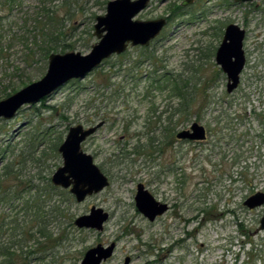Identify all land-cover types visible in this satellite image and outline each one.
Here are the masks:
<instances>
[{"label":"rangeland","instance_id":"obj_1","mask_svg":"<svg viewBox=\"0 0 264 264\" xmlns=\"http://www.w3.org/2000/svg\"><path fill=\"white\" fill-rule=\"evenodd\" d=\"M108 1L69 0L80 11L66 18L65 0H0V100L46 74L53 52L45 48L59 32L76 45L54 52L88 53L98 41L95 18L106 13ZM47 7L57 9V21L50 23ZM135 18L167 22L149 45L129 46L124 56L114 55L84 78L22 106L13 118L0 117V174L12 163L22 182L3 184L22 196L0 203L7 222L34 195L27 185L47 186L63 165L55 145L69 128L105 121L82 146L110 184L82 202L70 193L73 201L62 206L66 215L47 221L52 238L45 248L6 225L3 240L14 245L13 264H81L89 248L111 242L115 251L103 264H126L127 257L128 264H264V203L244 204L264 193V0H151ZM230 23L246 31V62L232 92L216 62ZM173 79L188 108L175 95ZM194 121L206 127L207 138L178 139L176 133ZM169 127L174 137L162 143ZM150 139L148 149L137 146L135 152ZM139 182L170 204L154 221L136 206ZM50 195L47 204L56 200ZM93 205L110 214L104 228L77 227L76 217ZM17 217L24 226V212Z\"/></svg>","mask_w":264,"mask_h":264},{"label":"water","instance_id":"obj_2","mask_svg":"<svg viewBox=\"0 0 264 264\" xmlns=\"http://www.w3.org/2000/svg\"><path fill=\"white\" fill-rule=\"evenodd\" d=\"M150 0H110L107 11L96 16L94 34L98 41L92 45L88 53L80 51L53 52L49 55L46 74L13 94L0 100V117L13 118L19 109L26 104H34L50 95L62 85L73 79L84 78L99 67L104 60L124 53L129 46H147L156 38L166 24L165 18L140 20L136 15L145 9ZM245 2L251 0H234ZM246 35L244 28L236 23L226 26L223 39L216 51V62L227 74V91L232 92L240 83V74L246 62L243 41ZM105 121L91 126L73 125L58 151L63 165L51 175L53 185L68 189L77 202L87 196L102 191L110 184L108 176L94 161L92 154L83 149V142L93 135ZM178 139L201 141L207 138L206 127L194 121L189 128L176 134ZM135 202L138 210L150 221L164 214L169 204L162 202L146 188L143 182L137 184ZM264 203V193L258 192L248 197L244 204L255 208ZM110 214L102 207L93 205L89 213L79 215L75 225L79 228L102 230ZM259 229H264V216L260 220ZM116 243H101L89 248L81 264H103L115 250ZM127 257L125 263H129Z\"/></svg>","mask_w":264,"mask_h":264},{"label":"trees","instance_id":"obj_3","mask_svg":"<svg viewBox=\"0 0 264 264\" xmlns=\"http://www.w3.org/2000/svg\"><path fill=\"white\" fill-rule=\"evenodd\" d=\"M77 1V0H75ZM78 3V2H77ZM76 3V4H77ZM65 6V16L66 18L69 17H75L77 15V12L80 11L79 7L72 8L71 5H69V0H65L64 3ZM44 13H46L49 18H50V23L57 21V9L53 10L49 7L43 8ZM60 20V18L58 19ZM66 33H61L59 32L57 35H54L49 39L48 42H50L49 46L46 49V54L50 53L51 51H58L62 50L65 51L66 49H73L75 48L76 43H70L66 41V36H64ZM124 56V54H121ZM121 57V56H119ZM108 62V59L104 60ZM173 83L175 84L173 90L175 92V95L180 96L183 102L186 103V107L188 108L190 104L186 101L185 93H183V88L178 85V83L173 79ZM47 97V96H46ZM44 97V99L46 98ZM175 130L172 128L167 129V134H165V138L162 141V143H168L172 141L171 139L174 137ZM152 141L148 143H143L140 145H136L134 147L135 152H140L139 149H137V146H140L139 148L143 149H148L150 145H152ZM155 141V140H154ZM133 150V151H134ZM55 151L58 153V147L57 143L55 145ZM11 164L5 165L3 168V172L0 174V203L4 202L6 200H18L21 199L22 196H20V191L16 190L13 185H10L7 188H3V184L8 180L11 179L14 182H17L16 186H20L22 184L21 180V173L19 171H16L11 167ZM27 183V182H26ZM47 186L43 188L39 187H33L34 185H27L29 188V191H32L31 188H34L35 193L31 198H28L27 200L24 201L23 206L19 209L16 210L17 216L20 211L24 212V218L23 222L26 223L24 226L21 225V223L18 221V217H13L11 221L7 222V216L5 215H0V264H13L14 256H15V251H11L12 246L14 245L9 244L8 242H5L3 240L4 236L8 234L5 230V226L11 224L12 226L10 227L14 231L20 230L23 233V236L29 235V240L36 239L35 244L39 246L40 248H45L46 243L49 242L52 238V233L49 230V223L47 221L50 218H56L58 219L59 217H63L66 215L65 213V207L63 208L64 204L67 201H73V197L70 194L69 190H63L58 186H55L52 184L51 179H47ZM15 186V185H14ZM47 194H51L50 197L53 198L56 196V200L50 201V203L47 204V200L45 196ZM59 196V197H57ZM66 198H63V197ZM48 205V209H47ZM11 207V206H10ZM14 209H18V207L14 206ZM72 218L71 223L73 222L74 216H71L70 219ZM50 221V220H49ZM15 235H18L16 233ZM43 239V240H42ZM17 245L19 248H23L25 245L17 242ZM31 252L28 251V254Z\"/></svg>","mask_w":264,"mask_h":264},{"label":"flooded vegetation","instance_id":"obj_4","mask_svg":"<svg viewBox=\"0 0 264 264\" xmlns=\"http://www.w3.org/2000/svg\"><path fill=\"white\" fill-rule=\"evenodd\" d=\"M150 1H151V0H150ZM150 1H149V2H150ZM148 5H149V4H148ZM147 7H148V6H147ZM147 7H146V8H147ZM157 19H158V18H157ZM150 43H151V42H150ZM241 72H242V71H241ZM227 79H228V78H227ZM227 82H228V80H227ZM176 134H177V133H176ZM176 137H177V136H176ZM181 140H182V139H181ZM146 188H147V187H146ZM67 190H68V189H67ZM156 199H157V198H156ZM158 200H159V199H158ZM160 201H161V200H160ZM162 202H166V201H162ZM166 203H168V202H166ZM168 204H169V203H168ZM169 209H170V204H169V208H168L167 211H169ZM167 211H166V212H167ZM166 212H165V213H166ZM162 215H163V214H162ZM159 216H161V215H159ZM159 216H157L156 219H157ZM156 219H155V220H156ZM108 220H109V219H108ZM153 221H154V220H153ZM115 248H116V247H115ZM114 251H115V250H114ZM129 259H130V258H129Z\"/></svg>","mask_w":264,"mask_h":264}]
</instances>
